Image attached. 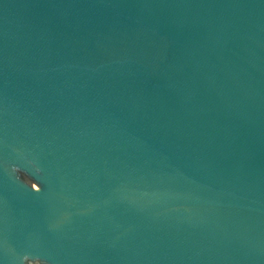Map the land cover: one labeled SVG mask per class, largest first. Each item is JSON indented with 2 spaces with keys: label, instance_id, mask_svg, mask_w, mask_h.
<instances>
[{
  "label": "water",
  "instance_id": "1",
  "mask_svg": "<svg viewBox=\"0 0 264 264\" xmlns=\"http://www.w3.org/2000/svg\"><path fill=\"white\" fill-rule=\"evenodd\" d=\"M264 264V0H0V264Z\"/></svg>",
  "mask_w": 264,
  "mask_h": 264
},
{
  "label": "rangeland",
  "instance_id": "2",
  "mask_svg": "<svg viewBox=\"0 0 264 264\" xmlns=\"http://www.w3.org/2000/svg\"><path fill=\"white\" fill-rule=\"evenodd\" d=\"M31 264H39V263H36V262H35V263H31Z\"/></svg>",
  "mask_w": 264,
  "mask_h": 264
}]
</instances>
